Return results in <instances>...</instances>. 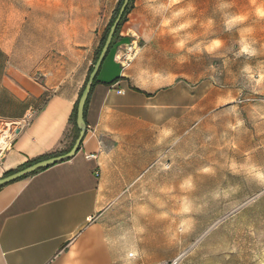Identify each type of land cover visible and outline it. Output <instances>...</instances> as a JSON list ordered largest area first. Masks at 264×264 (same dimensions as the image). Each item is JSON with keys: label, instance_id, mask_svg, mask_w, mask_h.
Segmentation results:
<instances>
[{"label": "crops", "instance_id": "obj_1", "mask_svg": "<svg viewBox=\"0 0 264 264\" xmlns=\"http://www.w3.org/2000/svg\"><path fill=\"white\" fill-rule=\"evenodd\" d=\"M54 3L24 0L18 9L17 0H0V127L15 129L0 150V178L68 152L76 139L70 119L81 81L66 78L64 28ZM140 14L133 7L125 24L150 41L136 51L132 34L120 28L88 95L76 153L0 187V264H118L125 242L105 243L125 233L117 207L142 189L135 186L140 180L156 176L166 150L203 114L194 97L201 103L207 93L194 91L187 62L176 63L165 39L150 45V32L136 23ZM162 73H175V81L165 84ZM146 103L163 118L155 120ZM162 126L174 136L156 145Z\"/></svg>", "mask_w": 264, "mask_h": 264}, {"label": "rangeland", "instance_id": "obj_2", "mask_svg": "<svg viewBox=\"0 0 264 264\" xmlns=\"http://www.w3.org/2000/svg\"><path fill=\"white\" fill-rule=\"evenodd\" d=\"M23 1L17 0L18 9H21ZM120 1L59 0V3H54L59 10V24H63L64 28L66 78L68 75L77 80L80 78L81 90L89 68L93 65L96 49ZM196 2L205 16L213 15L214 0ZM246 3L247 0H237L241 8ZM133 7L141 12L140 21L136 23L150 32V17L143 8V0H134ZM215 19V35L225 41V47L220 50L223 56H190V63L187 62L185 66L186 71L192 74L194 91H198L197 94L201 92L202 95L207 93V98L201 103H197L198 100L194 97L195 110L201 108L203 114L194 116L187 135L176 146L166 150L160 163L153 168L156 176L140 180L135 186L142 189L129 195L115 211V216L123 221V230L129 241L134 240L141 249L145 264H261L264 261V189L245 183L240 177L227 173L218 165H214L217 168L215 176H200L196 173L200 166L221 160L222 152L240 158L238 154L226 149H218L224 139L235 135L225 127L226 122L232 119L231 115L225 113L232 106L238 107L239 116L245 120L247 128L246 133L237 137L241 147L250 148L264 143V135H257L260 129H264V120L249 118V114L264 113V92L253 93L243 89L240 81L233 84L231 75L237 74L244 63L255 64L261 58L234 57L237 32L235 29L231 32L223 31L218 14ZM122 26L132 34L136 51L138 46L150 41L141 39L136 28L127 29L132 25L124 22ZM257 27V37L264 40V26ZM150 34L153 38V33ZM164 41L172 49L171 42L166 38ZM224 60L228 61L227 68ZM209 65H214L217 71L206 72ZM219 99L224 102L218 103ZM43 100L39 99L38 103ZM6 129L0 127L2 131ZM224 132H228L227 137H222ZM185 156L189 158L186 159ZM254 158L258 163L264 164V149L254 153ZM162 164L172 166L170 170L163 172L160 171ZM189 174L194 177L196 190L183 193L178 185ZM230 184L239 185V191L231 201H212L208 198L207 206L201 213L189 214L193 221L192 231L179 236L173 243H168L167 237L184 218L176 212L180 197L188 195L201 202L207 193ZM161 185H171L175 190L172 193H162L158 190ZM161 203L163 207L159 206ZM141 205L149 209L146 215L137 212ZM162 213H167V218L161 219ZM137 222L145 228L139 237L132 231Z\"/></svg>", "mask_w": 264, "mask_h": 264}, {"label": "clouds", "instance_id": "obj_3", "mask_svg": "<svg viewBox=\"0 0 264 264\" xmlns=\"http://www.w3.org/2000/svg\"><path fill=\"white\" fill-rule=\"evenodd\" d=\"M143 8L150 17L149 31L153 33L151 44H155L162 39H168L171 42V48L174 50V59L177 64L188 62L190 56H223L220 52L225 47V41L215 35L216 32V14L219 15L223 26V31L231 32L233 29L237 32L235 41L236 48L233 52L234 57H245L246 59L261 58L255 64L244 63L237 74L232 75V83L241 82V87L253 93L264 92V40L257 37V25L264 26V0H247L246 6L239 7L237 0H214L213 15L205 16L198 7L196 0H143ZM261 30V29H260ZM208 37H211L208 39ZM150 45L144 50V57L150 58ZM231 51V49H229ZM228 61L224 60V66L227 68ZM208 73L217 71L214 65H209L205 70ZM204 73H201L203 75ZM164 78V83L171 85L175 79V73L160 74ZM219 99L218 103H223ZM145 111L153 113V118L157 121L163 118V113L153 104L146 103ZM255 111V110H254ZM231 115L232 119L227 121L225 127L228 131L234 133L232 137L224 139L223 144L218 145V149H226L229 152L239 155H226L221 153L222 159L204 164L196 169L197 175L215 176L218 165L226 170L227 173L240 177L245 183L255 185L257 188L264 189V164L258 163L254 158V153L264 149V143H258L250 148H242L241 142L237 137L247 132L245 120L240 118L238 107L232 106L225 113ZM251 120H264V113L257 112L255 115L249 114ZM216 119V117H213ZM257 135H264V129H260ZM174 136V130L171 127L162 126L157 132L154 142L156 145H162ZM228 132L222 133V137H227ZM185 158H189L185 156ZM171 164H162L160 171L167 172ZM183 193H191L196 190V183L192 174L184 177L179 185ZM162 193H172L175 189L171 185H161L158 189ZM239 191V185H228L218 187L206 194L201 201L191 199L188 195L179 198V206L176 209L178 215L183 216L167 237L171 244L179 236L186 235L192 231L193 221L189 214L201 213L207 206L208 198L212 201H231ZM155 202V201H154ZM163 207V203L159 205ZM140 215H146L149 209L143 205L137 208ZM161 219L167 218V213H162ZM135 219V218H133ZM132 231L139 237L145 228L138 222L134 224ZM127 233L121 234L118 239L105 237V243L109 247L115 246L119 241L125 242L120 246L117 253L118 264H139L141 261V249L133 240L128 242ZM115 264V262H114ZM264 264V261L261 262Z\"/></svg>", "mask_w": 264, "mask_h": 264}, {"label": "water", "instance_id": "obj_4", "mask_svg": "<svg viewBox=\"0 0 264 264\" xmlns=\"http://www.w3.org/2000/svg\"><path fill=\"white\" fill-rule=\"evenodd\" d=\"M129 0H123L121 3V6L119 7V10L117 12V15L114 19V21L112 22V24L109 27V30L106 34L105 40L103 42V45L99 51V54L94 62V64L92 65V69L89 72L86 82L79 94L78 100H77V104H76V113H75V126L78 129V135L72 145V147L70 148V150L62 155H58V156H53V157H49L46 159H42L39 161H36L34 163H31L19 170H16L8 175H5L3 177L0 178V187L13 182L17 179H20L22 177H25L27 175H30L40 169L46 168L50 165L56 164L58 162H61L63 160H67L69 158H71L76 151L78 150L83 136L85 134L86 131V126H85V122H84V107H85V103L87 100V97L90 93L91 90V85L93 83L94 78L96 77L99 68L102 64V61L104 60L106 53L109 49V46L112 42V38L114 36L115 30L117 28V25L120 21V18L124 12V9L126 8L127 4H128Z\"/></svg>", "mask_w": 264, "mask_h": 264}, {"label": "trees", "instance_id": "obj_5", "mask_svg": "<svg viewBox=\"0 0 264 264\" xmlns=\"http://www.w3.org/2000/svg\"><path fill=\"white\" fill-rule=\"evenodd\" d=\"M122 1H123V0L120 1L118 7L116 8V11L114 12V15H113V17H112V20H111L110 23L108 24V27L106 28V31H105L104 35L102 36V38H101V40H100L99 46H98V48L96 49V52H95L94 62H95V60H96V58H97V56H98V54H99V51H100V49H101V47H102V45H103V42H104V40H105L106 34H107L108 30H109V27H110V25L112 24V22L114 21L116 15H117V12H118V10H119V7L121 6ZM133 1H134V0H129V2H128L126 8L124 9V12H123V14H122V16H121V18H120V21H119V23H118V25H117V28H116L115 33H114V36H113V38H112V42H111V44H110V46H109V49H108V51H107V53H106V56H105L104 60L106 59V57H107L108 54L110 53V50H111V48H112V45L114 44V39H115L116 36L118 35L119 30H120L121 26L123 25V23L126 21L127 14H128V13L131 11V9L133 8ZM104 60H103V61H104ZM103 61H102V63H103ZM94 62H93V64H94ZM101 65H102V64H101ZM91 69H92V66H90V68H89V72L91 71ZM99 69H100V68H99ZM89 72H88V74H89ZM97 75H98V73H97ZM97 75H96V77H95L94 80H93V83H92V85H91V88H92L93 84L96 82ZM86 79H87V78H86ZM84 84H85V83H84ZM83 86H84V85H83ZM87 100H88V97H87ZM87 100H86V103H87ZM86 103H85V107H86ZM76 104H77V102H76L75 105H74V108H73V111H72V116H71V119H70V120L72 121L73 125H74V129H75V138H76L77 135H78V129H77L76 126H75ZM85 107H84V109H85ZM33 161H35V160H32V161H30V162H28V163H31V162H33Z\"/></svg>", "mask_w": 264, "mask_h": 264}, {"label": "built area", "instance_id": "obj_6", "mask_svg": "<svg viewBox=\"0 0 264 264\" xmlns=\"http://www.w3.org/2000/svg\"><path fill=\"white\" fill-rule=\"evenodd\" d=\"M133 43H134V41H132V43H131V46H133ZM131 48V47H130ZM129 49V48H128ZM128 56V55H127ZM127 56H124V55H119L118 57H117V59L119 60V61H122V60H124V61H126L127 60ZM118 92H121V91H118ZM6 130H8L9 131V135H8V137H7V143L0 149V150H3V149H5L7 146H9V144H10V142H11V140L13 139V136H14V134H15V129H14V127L13 128H7ZM2 131L0 130V133H1Z\"/></svg>", "mask_w": 264, "mask_h": 264}, {"label": "bare ground", "instance_id": "obj_7", "mask_svg": "<svg viewBox=\"0 0 264 264\" xmlns=\"http://www.w3.org/2000/svg\"><path fill=\"white\" fill-rule=\"evenodd\" d=\"M8 135H9V131L8 130H3L0 133V149L7 143Z\"/></svg>", "mask_w": 264, "mask_h": 264}]
</instances>
